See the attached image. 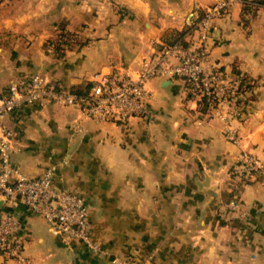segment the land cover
<instances>
[{"label":"crops","instance_id":"obj_1","mask_svg":"<svg viewBox=\"0 0 264 264\" xmlns=\"http://www.w3.org/2000/svg\"><path fill=\"white\" fill-rule=\"evenodd\" d=\"M214 1L29 0L21 16L25 23L13 30L44 34L65 18L88 37L50 71L52 77L36 70L44 63L53 67L41 45L27 42L15 54L12 76L39 72L82 87L97 70L135 64L176 31L185 30L194 41L197 32L189 22ZM252 7L234 2L213 19L207 40L209 65L256 80L246 106L230 121L234 139L222 120L199 108L179 77L149 79L150 114L121 125L96 123L78 107L56 102L34 103L0 120L14 133L13 167L28 176L50 170L55 187L82 195L90 239L99 246L93 251L84 241H64L22 203L0 196V215L18 221L31 264H112L113 257L153 264H264V180L257 173L235 174L244 152L264 161V7ZM93 12L117 23L93 27L77 21ZM9 76L0 67V92ZM232 199L245 217L229 210Z\"/></svg>","mask_w":264,"mask_h":264},{"label":"built area","instance_id":"obj_2","mask_svg":"<svg viewBox=\"0 0 264 264\" xmlns=\"http://www.w3.org/2000/svg\"><path fill=\"white\" fill-rule=\"evenodd\" d=\"M238 0H215L197 11L188 28L197 32L194 41L173 36L158 48L143 55L139 62L116 64L92 73L82 87H68L36 72L11 81L0 92V120L34 103L56 102L78 107L82 115L96 123L121 125L134 117L150 114V91L146 87L154 77H179L187 92L199 103L206 99V111L223 121L225 134L236 138L230 123L239 116L242 103V76L208 64V37L213 19L226 12ZM243 2V0H240ZM73 128L81 127L73 124ZM13 131L0 121V196L12 204L22 203L40 216L48 229L64 241L81 240L93 250L99 246L90 239L89 207L77 192L55 187L51 171L28 176L15 169L10 155ZM241 166L264 180V161L251 152L241 155ZM234 210L244 212L240 203ZM18 221L9 214L0 215V264H31L23 252ZM112 264H153L149 259L130 262L113 257Z\"/></svg>","mask_w":264,"mask_h":264},{"label":"rangeland","instance_id":"obj_3","mask_svg":"<svg viewBox=\"0 0 264 264\" xmlns=\"http://www.w3.org/2000/svg\"><path fill=\"white\" fill-rule=\"evenodd\" d=\"M29 4V0H0V67L3 71H7L11 76L7 78L8 80H6L5 84H2L3 87H6L5 85L9 84L11 81L20 78L17 76H12L11 72L13 67L11 65L14 63L15 54L19 52L21 47L24 48L25 45H28L27 42L37 40L38 45H41V51H43L44 55H46L52 61L53 67L50 66L49 68H46L44 63L38 65L36 70L46 74L49 77H52V73L50 71H52V69L54 72L57 71L59 69V65L57 64L65 58H71V56L75 52H78L83 44H85L87 41L88 36L81 33L79 29L74 28L73 23H71L72 19H60L55 23L50 31L48 29L44 34L38 33L31 36L27 35L26 32H18L17 30H13V27L20 26L25 23V19L21 18V16H23L26 13L27 8L30 7ZM260 6L264 7V4H255L256 8ZM246 8L255 9L252 6ZM92 15L93 16L89 18L77 19V21H81L80 24L93 25V27L101 24L103 26H110L117 23V21H112L114 18L99 17V12H93ZM38 29L42 31L41 28ZM98 37L100 38L101 36L99 35L97 38ZM140 58L135 64L132 65L135 66L139 62ZM237 74H240L245 79L244 89H242V103L240 106L241 108H244L247 102V92L254 90V87L256 86V80L254 77L245 73L238 72ZM235 174L238 176L246 175L243 177H249L254 173L248 172L246 169L241 167L240 172H235ZM229 192L231 194L234 193L233 189L231 188ZM232 201L239 202V200H230L228 203L229 210L236 217H245L244 212L234 210L231 207Z\"/></svg>","mask_w":264,"mask_h":264},{"label":"trees","instance_id":"obj_4","mask_svg":"<svg viewBox=\"0 0 264 264\" xmlns=\"http://www.w3.org/2000/svg\"><path fill=\"white\" fill-rule=\"evenodd\" d=\"M243 2L244 3H242L243 4V7H249V6H255V4L256 5H262V4H264V0H243ZM185 34V30H182V31H176V32H174V34H173V36H176V37H182L183 35ZM170 39H167L166 38V41H169ZM235 73H238V71L235 69V71H234ZM244 78H242V80H241V87H242V89H244ZM188 94L189 95H192L191 93H189L188 92ZM200 102H201V104L199 103V101H198V103H199V108L201 109V110H206V106H207V104H206V99L205 98H202V100H200Z\"/></svg>","mask_w":264,"mask_h":264}]
</instances>
